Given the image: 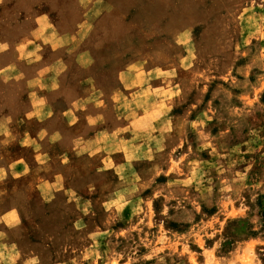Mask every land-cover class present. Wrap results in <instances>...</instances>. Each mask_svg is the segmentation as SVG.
<instances>
[{"label": "rangeland", "instance_id": "1", "mask_svg": "<svg viewBox=\"0 0 264 264\" xmlns=\"http://www.w3.org/2000/svg\"><path fill=\"white\" fill-rule=\"evenodd\" d=\"M38 27L83 58L73 79L168 71L182 97L145 116L178 124L118 176L76 179L99 184L74 200L0 195L23 219L0 223V264H264V0H0V122L29 104L2 69Z\"/></svg>", "mask_w": 264, "mask_h": 264}, {"label": "crops", "instance_id": "2", "mask_svg": "<svg viewBox=\"0 0 264 264\" xmlns=\"http://www.w3.org/2000/svg\"><path fill=\"white\" fill-rule=\"evenodd\" d=\"M69 41L50 27H38L12 50L15 63L2 69L7 79H22L30 88L24 113L0 122V195L9 197L6 204H20L18 198L30 203L38 196L51 201L57 194L74 200L99 184L87 181L80 187L76 179L118 176L177 129L173 117L154 124L145 116L172 108L182 97L168 71L135 62L133 71L128 65L115 80L109 76L107 87L84 70L87 76L73 79L71 65H87L82 57L66 56ZM21 64L32 72L23 74ZM22 222L17 205L0 212L6 227Z\"/></svg>", "mask_w": 264, "mask_h": 264}]
</instances>
